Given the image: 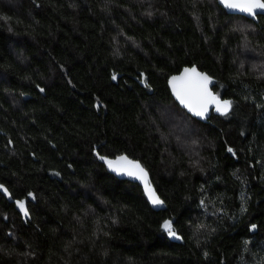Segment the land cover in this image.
<instances>
[{"label":"trees","instance_id":"1","mask_svg":"<svg viewBox=\"0 0 264 264\" xmlns=\"http://www.w3.org/2000/svg\"><path fill=\"white\" fill-rule=\"evenodd\" d=\"M257 19L216 0H0V264H264ZM192 65L227 114L175 102L167 79ZM101 157L138 162L163 207Z\"/></svg>","mask_w":264,"mask_h":264},{"label":"water","instance_id":"2","mask_svg":"<svg viewBox=\"0 0 264 264\" xmlns=\"http://www.w3.org/2000/svg\"><path fill=\"white\" fill-rule=\"evenodd\" d=\"M216 1L227 13H229V14H240V15H243V16L250 18L254 21L258 20L257 19L258 15L264 14V10L257 9L256 15H250L249 13L244 12L240 9H233V8L226 7V5L221 2V0H216ZM193 68H195L196 73L207 75L210 78V82L207 85V93L211 94V96H215L217 99L223 101L224 99H222L221 97H218L212 90V85H213L212 77L208 73L201 71L195 65L184 66L180 69L179 72L171 74L167 79V86H168V89H169L171 96L173 97L175 102L182 109H184L188 114L195 117L196 119H198L202 122H205L208 119V117L210 116L212 111H214L216 113H221V112H218L216 110V104L214 102L210 101V97L206 93H204L203 89L200 87L199 78L196 75L192 74L191 72H189L188 74H185L186 69L191 70ZM173 77L178 78L175 81V90H174L173 83L170 82V81H172ZM181 77H183V78H181ZM177 90L182 92V94L185 97L186 103H181V100L177 96ZM205 108H206V110H204ZM202 110H204V114L202 116L196 114V112L202 111ZM127 161L135 162V161L130 160L128 158H127ZM113 162H114L113 167H110V169L113 170V172L119 178L128 179V180H131L134 182H139L143 186L144 192H145L149 202L151 203L149 196L145 190V180L138 178L137 176H130L127 174V172L115 170L117 166H125L126 161H119L117 163V159H115V160H113ZM144 171H145V169H144ZM146 180H147V177H146ZM154 206L156 208L163 207V203L160 205H154ZM24 212H26V209H24Z\"/></svg>","mask_w":264,"mask_h":264},{"label":"snow or ice","instance_id":"3","mask_svg":"<svg viewBox=\"0 0 264 264\" xmlns=\"http://www.w3.org/2000/svg\"><path fill=\"white\" fill-rule=\"evenodd\" d=\"M222 3L226 5L228 8H233V9H240L244 12L249 13L250 15H256V10L261 9L264 10V0H221ZM191 72L192 74L196 75L199 78L200 82V87L203 89L204 93H206L210 97V101L214 102L216 104V110L218 112H221L222 114H227L229 109L231 108V102L228 100H219L215 96H211V94L207 93V85L210 82V78L207 75L196 73L195 68L188 70H185V74H188ZM116 76L113 74V79H115ZM183 78V77H181ZM178 78L173 77L171 83H173L174 90H175V81ZM43 91V89H41ZM177 96L181 100V103H186L185 97L182 94L181 91L177 90ZM206 110V108L204 109ZM204 110L196 112L197 115H203ZM231 151V149H229ZM101 159H105V157H101ZM119 161H126L125 166H117L115 170L117 171H124L127 172L128 175L130 176H137L138 178L144 179L145 180V190L149 196V199L153 205H160L163 203L159 199V197L156 195L154 190L151 188V186L147 183L146 177L147 173L144 171V169L140 166L138 162H132V161H127L126 157H118L117 158V163ZM108 163L109 167H113L114 162L110 160H106ZM0 189H3V186L0 185ZM31 195V193L29 194ZM19 207L21 209L24 208V201H17ZM165 231H167L168 235L171 237H176V232L173 229L172 222L169 220H165L164 223L161 226ZM256 226L253 225L252 228H255Z\"/></svg>","mask_w":264,"mask_h":264}]
</instances>
